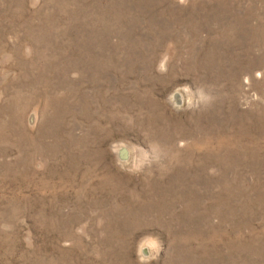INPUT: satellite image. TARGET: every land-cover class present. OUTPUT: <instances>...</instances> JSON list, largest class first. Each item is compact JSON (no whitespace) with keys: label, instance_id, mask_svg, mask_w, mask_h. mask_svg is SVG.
<instances>
[{"label":"rangeland","instance_id":"obj_1","mask_svg":"<svg viewBox=\"0 0 264 264\" xmlns=\"http://www.w3.org/2000/svg\"><path fill=\"white\" fill-rule=\"evenodd\" d=\"M0 264H264V0H0Z\"/></svg>","mask_w":264,"mask_h":264}]
</instances>
